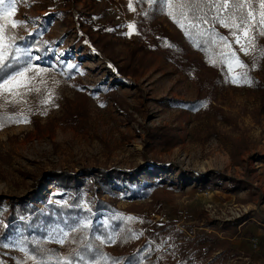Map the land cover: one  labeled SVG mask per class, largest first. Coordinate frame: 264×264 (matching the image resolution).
I'll use <instances>...</instances> for the list:
<instances>
[{
	"label": "rangeland",
	"instance_id": "rangeland-1",
	"mask_svg": "<svg viewBox=\"0 0 264 264\" xmlns=\"http://www.w3.org/2000/svg\"><path fill=\"white\" fill-rule=\"evenodd\" d=\"M1 6L10 25L24 21L15 29L37 35L47 52L19 45L40 56L33 61L39 67L0 90V110L27 118L0 127V247L16 250L20 236L40 233L64 247L53 242L54 233L67 226L56 215L50 220L44 215L48 203L68 201L75 193L71 186L58 188L49 173L73 170L89 189L78 193L82 207L96 197L113 199L118 207L135 210L130 212L135 217L143 212L159 221L176 220L185 231L191 225L223 234L226 223L239 221L241 234L232 241L243 238L245 250L230 262L264 264V234L257 249L254 235L242 234L248 222L264 232V56L259 48L264 36L255 35V51L248 55L232 44L247 68L233 61L229 73L226 64L216 104L227 120H218L213 111L184 105L199 95L196 80L160 56L138 75L116 77L113 62L92 36L103 29L118 41L122 58L140 41V12L121 0H5ZM159 14L170 25L163 4ZM243 72L251 84L231 83L232 75ZM155 126L176 130L181 142L165 151L149 150L147 133ZM20 202L38 207L39 217L27 229L1 216ZM239 208L246 209L241 217ZM107 216L91 210L79 219L98 224ZM116 234H110L115 243Z\"/></svg>",
	"mask_w": 264,
	"mask_h": 264
},
{
	"label": "trees",
	"instance_id": "trees-1",
	"mask_svg": "<svg viewBox=\"0 0 264 264\" xmlns=\"http://www.w3.org/2000/svg\"><path fill=\"white\" fill-rule=\"evenodd\" d=\"M121 2L128 8L131 2L140 12L138 23L140 41L130 45L127 56L122 58L117 49L118 41L103 29H98V34L92 36V42L113 62L116 77L127 78L138 75L153 64L156 56H160L172 63L181 74L195 78L198 97L183 101L189 110L213 111L216 119L227 120L224 110L216 104L227 73L226 63L221 62L219 55L221 47L206 43L196 33L190 38L169 16L170 25L161 20L159 6L163 4L165 7L164 0H156L152 4L148 0H121ZM0 16L3 18L0 21L6 26V35H14L18 45L30 44L47 52L37 35H22L9 24L7 14L2 11L1 5ZM216 28L221 35L228 36L229 40H232L228 29L219 25ZM259 48L264 50V45ZM13 70H0V77L6 76ZM261 88L260 107L264 110V83ZM10 116L22 117L0 110V123H4L5 126L16 124L4 122V118ZM147 135L149 141L146 146L155 152L165 151L178 145L182 140L176 130L165 126L149 128ZM49 176L58 184V188L67 190V186H71V191L75 193L68 201L48 203L49 212L44 215L47 220L53 219L56 215L66 226L72 225L82 222L79 217L93 210L106 211L107 222L92 223L90 229L73 233L64 247L53 244L42 233L38 238L24 234L18 238L16 250L0 247V264H18L25 257L24 252L18 250L20 247H27L40 260L69 257L74 264H91L93 257L96 259L106 257L108 264L112 262L115 264H232L230 260L240 255L239 250L232 245V238L241 234L239 221L226 223L221 229L223 234L203 228L193 230L191 225H187L185 231L179 229L176 220L159 221L143 212H139L138 217H135L130 214L135 210L120 208L113 199L96 197L91 206L82 207L78 193L84 190V182L77 178L75 171H52ZM84 191L89 192V189ZM37 210L36 205L20 202L15 203L9 211H1V216L6 218L7 223L20 222L27 229L37 221L39 217ZM129 217L133 219L129 220ZM114 230L117 234L116 243L112 248L109 247L110 241L101 244L95 239L96 236L107 238ZM73 240L75 242H72ZM85 243L90 244L93 251H88L84 246ZM77 252L85 257L84 261H80L75 255ZM27 264H33V261L28 260Z\"/></svg>",
	"mask_w": 264,
	"mask_h": 264
},
{
	"label": "snow or ice",
	"instance_id": "snow-or-ice-1",
	"mask_svg": "<svg viewBox=\"0 0 264 264\" xmlns=\"http://www.w3.org/2000/svg\"><path fill=\"white\" fill-rule=\"evenodd\" d=\"M5 0H0V5H3ZM150 4L155 3L156 0H148ZM166 7V14L176 23L186 35L190 38L193 33L198 34L206 43L218 45L221 47L219 53L221 62L228 65L229 73L234 71L232 62L238 68L246 69L247 65L240 60L232 44H238L239 50L245 55L250 54V51H255V35L264 36V0H164ZM15 7V4H12ZM130 10L135 11L131 2L129 3ZM0 16V20H2ZM24 21H13L12 27L23 26ZM226 28L229 31V36L233 39L230 41L228 36L221 35L216 26ZM130 30H134L135 25L129 24L127 26ZM111 31V29H108ZM131 35V31L127 33ZM31 35V34H30ZM243 39V43L241 40ZM7 41V42H5ZM227 49V51H225ZM264 56V50L260 53ZM40 56H33L31 47H21L16 43L14 35H6V26L0 22V70L14 69L4 77H0V90H7V86L18 78L24 77L27 73L38 68L33 61L40 60ZM215 63V62H214ZM15 66V68H14ZM71 70L74 65H67ZM39 71H45L39 68ZM33 77H29L31 80ZM241 82L251 84L252 81L247 76L246 72L231 76V83L239 85ZM48 101H43L47 103ZM103 107V105H101ZM5 123H20L27 122L26 117H5ZM4 123H0L3 127ZM90 211V210H89ZM129 220L133 219L131 217ZM67 223V222H65ZM92 227L90 220L78 222L76 224L67 225V230L58 228L54 233V241L58 244H65L72 238L73 233L81 232ZM87 238L85 237V240ZM96 240L101 244L112 242L115 243V237L109 236L102 238L96 236ZM72 242H75L74 240ZM9 247V245H4ZM88 251H93L90 244H84ZM24 252L25 257L18 262V264H27L28 260L33 261V264H74V261L69 257H54L49 260H40L36 255L32 254L27 247H20L18 249ZM80 261H84L85 257L79 252L75 253ZM91 264H108L107 258L102 259L92 258ZM115 264V262H112Z\"/></svg>",
	"mask_w": 264,
	"mask_h": 264
},
{
	"label": "crops",
	"instance_id": "crops-1",
	"mask_svg": "<svg viewBox=\"0 0 264 264\" xmlns=\"http://www.w3.org/2000/svg\"><path fill=\"white\" fill-rule=\"evenodd\" d=\"M257 223H259V222H257ZM246 232H250L252 235H254V237L256 239H259V237L264 234L263 226L262 227L261 226H257L256 224H252L251 222H248V223L245 224V227H244V229L242 231V234H245ZM232 243H233V246L236 249H238L240 251L245 250V248H243V246L245 244L244 241H243V238H242V240H238V241L235 238V239H233ZM258 243H259L258 240L254 241V246H253L254 249H257V246H259Z\"/></svg>",
	"mask_w": 264,
	"mask_h": 264
},
{
	"label": "built area",
	"instance_id": "built-area-1",
	"mask_svg": "<svg viewBox=\"0 0 264 264\" xmlns=\"http://www.w3.org/2000/svg\"><path fill=\"white\" fill-rule=\"evenodd\" d=\"M246 212V209H244V211L241 209V208H239L238 209V211H237V217H241L244 213ZM229 218H231V217H229ZM253 240L254 241H257L258 240V242H259V239H256L255 237L253 238Z\"/></svg>",
	"mask_w": 264,
	"mask_h": 264
}]
</instances>
